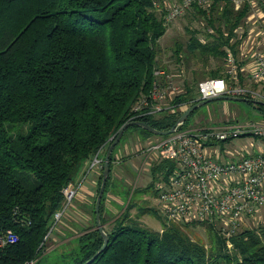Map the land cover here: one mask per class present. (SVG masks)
I'll list each match as a JSON object with an SVG mask.
<instances>
[{
	"label": "trees",
	"instance_id": "16d2710c",
	"mask_svg": "<svg viewBox=\"0 0 264 264\" xmlns=\"http://www.w3.org/2000/svg\"><path fill=\"white\" fill-rule=\"evenodd\" d=\"M242 1L238 9L232 0L193 4L182 16L202 21L206 34L186 30V44L175 45L173 56L176 62L182 56L199 63L212 59L214 69L207 79H224L230 87L252 84L254 90L249 89L264 94V84L248 82L243 71L242 26L254 0ZM155 6L153 0H0V235L10 231L17 237L16 243L0 248V264H41L45 241L57 224L55 215L66 213L63 191L76 185L96 155L103 161L123 125L140 122L160 132L174 128L181 113L165 110L140 118L130 113L134 103L152 90L156 72L172 74L168 67H158V42L171 23L164 20L166 10ZM197 35H204V41ZM226 51L236 60L237 83L225 74V65L223 70L218 64H225ZM180 75L172 81H180ZM202 81H180L182 93L167 105L175 109L198 104L196 85ZM255 108L264 113V106ZM17 127L23 133L12 134ZM129 129H138L144 139L156 137L135 126L122 137ZM179 129H189L187 119ZM114 151L99 205L108 241L90 264H264V226L240 228L225 238L218 223L165 220L162 232H155L144 228L140 217L159 213L158 208L140 209L133 217L130 212L136 207L131 199H119L121 205L114 206L118 214L109 221L107 196L111 193L113 201L125 192L113 178L122 159ZM173 169L171 161H151L148 189L154 186L157 195L158 185ZM102 173L101 167L85 211L88 226L74 236L68 233L74 247L45 264H85L101 249L94 203ZM195 225H206L215 233L216 247L210 252L184 231Z\"/></svg>",
	"mask_w": 264,
	"mask_h": 264
},
{
	"label": "built area",
	"instance_id": "2783aa9c",
	"mask_svg": "<svg viewBox=\"0 0 264 264\" xmlns=\"http://www.w3.org/2000/svg\"><path fill=\"white\" fill-rule=\"evenodd\" d=\"M212 1L214 0H180L166 10L164 20L170 24L193 4L202 7ZM232 1L235 9L243 3L242 0ZM251 4L259 9L264 25V0H254ZM155 8L161 10L158 6ZM250 49L253 69L247 75L248 81L254 84L264 83V53ZM225 67V74L230 81L237 83L236 60L229 51H226ZM155 76L158 80L153 83L149 94L132 106L130 113L133 118L149 117L165 110L176 112L177 108L168 106L167 101L182 93L181 87L175 85L173 78L163 71L156 72ZM160 77L165 78L164 83L160 81ZM196 94L198 103L223 95L264 104V94L247 87H230L224 79L200 82ZM180 126H174L170 135L142 151L145 159L141 168L148 159L150 164L151 161L158 160L174 163L168 180L157 187L159 213L167 222L176 224L218 223L222 226V234L229 238L241 228L246 218H251L257 211L264 209V147L254 155L239 156L231 161L225 158L217 161L213 147L217 143L227 144L247 138L264 142V124L227 123L187 130H180ZM98 156L99 154L93 158L91 168L102 167L103 161ZM63 194L67 203L75 195L71 187L65 189ZM61 216L62 213L55 215V223ZM16 242L17 237L10 231L0 235V248Z\"/></svg>",
	"mask_w": 264,
	"mask_h": 264
},
{
	"label": "rangeland",
	"instance_id": "374dc122",
	"mask_svg": "<svg viewBox=\"0 0 264 264\" xmlns=\"http://www.w3.org/2000/svg\"><path fill=\"white\" fill-rule=\"evenodd\" d=\"M179 1L180 0H153L154 5L158 6V8L163 7L165 10H168L172 5L178 3ZM258 11V8L253 7L245 25L242 26L243 36L246 35L244 42L248 45V49L260 43V33L264 29H262L263 25L260 17L258 16ZM184 17L185 16H181L173 21L167 27L165 35L159 40L158 67H168L169 70L172 71L170 76L173 78L176 77L175 75L181 74L180 81L182 82H190L193 79H196L198 82L204 79L207 80V78H209L208 72L214 69V61L212 59L209 61L205 60L203 61L204 63H199L197 59H192L189 57L188 60H185V57L182 56L181 60L176 62V59L173 56L172 50L174 49L175 45H180L182 48H184L188 39L186 30L189 32H196L204 35L206 34L203 28L204 23L202 21H198L197 19V22H192ZM204 35H197V38L204 41ZM218 64H221L223 66V70H225V64H222L221 62ZM174 80L178 86L180 81H178V79ZM244 86L248 88L251 86L254 87L252 84H245ZM252 87L251 89H253ZM188 108L189 107L186 106L179 107L176 109V112L182 114ZM227 123L264 124V113L257 111L254 104L251 105L245 102L230 103L215 101L198 108L187 117V126L189 129H202L205 127L223 125ZM24 130L25 128L23 131ZM16 133H23L22 129L17 127L12 130V134ZM160 139V137H150L144 139L143 135L138 129H129L127 132H125L120 142L116 145L114 151L116 153V157H122V159L119 161V165L115 166L114 168L113 178L117 180L120 186L125 189V192L117 196L118 198H113V201L111 193L107 196L105 208L106 216L109 218V221L118 214L114 206H118L119 202L121 205L122 202L119 199H122L125 202L131 199L132 204H135L134 207L136 208L132 209L130 212L131 216L133 217L140 209L151 208L156 210L158 208L155 187L153 186V188L148 189V184L150 182V159L144 162L142 168L141 165L145 159L144 154H142L143 148H147L148 146L156 144ZM261 147H264V142L247 138L234 140L227 144L217 143L213 147V151L217 161L223 158L231 161L238 159L239 156L254 155L257 152H261ZM92 160L84 167V169L87 171V175L84 176V179L80 175L75 182H79V184H81L80 190H84L85 188H88V182L93 181L90 189L92 192L91 202L93 200L96 188L95 183L97 178L100 176L99 166L91 168ZM89 175H93L94 177L92 180L87 181ZM77 184L72 186V190H76ZM75 206H77V208ZM64 208L66 209V213L61 216L57 224H53L54 226L52 225V232L48 234L49 237L45 241L44 255L42 254V256H40L41 264L48 263L51 260H56L61 252L70 251L72 247H74L73 245L75 243L74 241L70 242V239L67 238L68 233L75 235L79 229L88 226V218L83 217L84 208H81V204L79 205L72 200L71 203L65 202ZM140 222L144 228L155 232H162V229L166 225L165 219L162 217V215H160L158 212L155 213L154 211H151L149 214L144 213V215L140 217ZM72 224L77 225L78 229ZM262 226H264V209L257 211V213L252 218H246L243 225L241 226V230L256 229ZM66 227H69V230ZM184 231L191 240L203 245L208 252L216 247V242L214 241L215 233L212 234L210 231H208L206 225L190 226Z\"/></svg>",
	"mask_w": 264,
	"mask_h": 264
},
{
	"label": "water",
	"instance_id": "95a60500",
	"mask_svg": "<svg viewBox=\"0 0 264 264\" xmlns=\"http://www.w3.org/2000/svg\"><path fill=\"white\" fill-rule=\"evenodd\" d=\"M215 101H223V102H230V103L245 102V103H249V104L264 106V104L260 103V102H255V101L245 100V99H241V98L220 95V96H217V97H214V98H210V99L204 100L202 102H199L198 104H195V105L189 107L187 110H185L181 114V116L179 117V119H178L177 123L175 124V126L176 125H182L184 123V121L187 119V117L189 115H191L194 111H196L198 108L203 107V106H205V105H207V104H209L211 102H215ZM132 126L141 128L142 130H145L149 134H151L153 136H156V137H166V136L170 135L173 132V129L165 131V132L156 131V130H153L152 128H150V127H148L145 124L140 123V122L125 124L119 129L115 140H113V142L109 145V147L107 148V150L105 152V155H104V158H103V165H102L103 173H102L101 184H100L99 191H98L97 197L95 199V203H94L95 225H96V229H97L99 235L103 239V245H102L101 249L95 254V256L91 260H89L87 263H85V264H90L104 250V248H105V246L107 244V241H108L107 236H106L105 232L103 231V227L100 225L99 205H100V201H101L102 195L104 193L105 185H106L107 178H108V175H109L108 165H109L110 155H111L112 151L114 150V148L116 147V145L119 143L123 132L127 128L132 127Z\"/></svg>",
	"mask_w": 264,
	"mask_h": 264
},
{
	"label": "crops",
	"instance_id": "0c3cea01",
	"mask_svg": "<svg viewBox=\"0 0 264 264\" xmlns=\"http://www.w3.org/2000/svg\"><path fill=\"white\" fill-rule=\"evenodd\" d=\"M251 2L254 3V1H251ZM258 16L261 19V13L260 12L258 13ZM262 33L264 34L263 30H262V32L260 34H262ZM263 34L260 36V43H258L257 45L255 44L256 46L252 47L254 51H258V52L264 53V35ZM241 49H242V54L241 55H242V59H243L241 61H243V63L245 64L243 66V71L245 72L246 75H248L250 73V71L253 69V63H252V60L250 59V51H251V49L248 50V45L244 41H243ZM246 50H248V51H246ZM86 173H87V171L83 168V170H82V172L80 174L83 179H84V176L87 175ZM93 177H94L93 175H89L88 179L92 180ZM91 182H93V181H91ZM91 182L88 183V185H87L88 188L87 189L85 188L84 190H80V185L81 184H79V182H77L78 184L76 183L77 184L76 190L73 189V192L75 193L73 201L78 203L79 205L81 204V208H84L83 217H85V218H89L85 211H88V209H89L88 205L91 202V196H92V192L90 191ZM71 189H72V187H71Z\"/></svg>",
	"mask_w": 264,
	"mask_h": 264
}]
</instances>
